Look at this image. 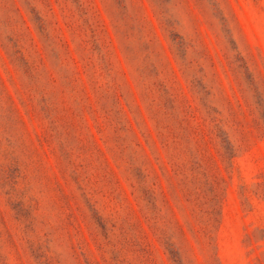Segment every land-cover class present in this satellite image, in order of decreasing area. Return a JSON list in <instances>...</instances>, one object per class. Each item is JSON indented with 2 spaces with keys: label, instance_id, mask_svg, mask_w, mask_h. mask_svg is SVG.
Segmentation results:
<instances>
[{
  "label": "rangeland",
  "instance_id": "1",
  "mask_svg": "<svg viewBox=\"0 0 264 264\" xmlns=\"http://www.w3.org/2000/svg\"><path fill=\"white\" fill-rule=\"evenodd\" d=\"M0 264H264V0H0Z\"/></svg>",
  "mask_w": 264,
  "mask_h": 264
}]
</instances>
